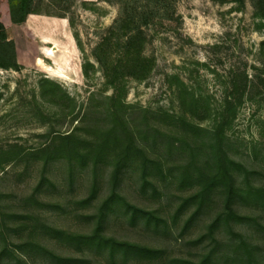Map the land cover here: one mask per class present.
Masks as SVG:
<instances>
[{
  "label": "rangeland",
  "instance_id": "obj_1",
  "mask_svg": "<svg viewBox=\"0 0 264 264\" xmlns=\"http://www.w3.org/2000/svg\"><path fill=\"white\" fill-rule=\"evenodd\" d=\"M44 2L40 14L8 30L20 69H0V148L4 150L34 154L51 144L54 135L68 134L82 125L77 122L84 111L101 110L104 98L113 93L105 86L92 52L118 17V7L103 0ZM177 14L179 22L148 31L151 43L145 54L155 58V67L145 81L126 84L124 101L136 109L178 113V102L167 80L175 75L218 106L221 82L231 69H245L253 75L254 67L259 66L264 29H258L247 0L244 5L237 0H177ZM86 62L94 67L88 78L82 70ZM42 79L59 84L75 99L76 113L81 112L76 120L62 117L57 108L41 101ZM260 92L255 102L240 108L229 135L236 159H248L256 162L257 168H264V156L255 160L251 153L253 145L264 148V87ZM182 158L175 155L169 164H184ZM42 170L43 160L38 155L18 158L0 170V253L4 247L10 251L0 258V264H240L234 253L239 241L236 237L221 228L215 233L216 245L206 236L208 226L222 209L218 198L186 227L195 206L180 207L195 189L179 187L178 181L171 179L158 182L156 191L150 186L143 188L136 170L126 173L119 192L130 204L154 212L164 223L156 227L141 215L133 220L130 211L116 205L104 222L102 234L161 250L158 257L135 253L124 257L119 251L111 257L107 248L79 246L57 238L49 229L92 234L99 207L111 190L112 167L107 163L97 171V194L89 202L84 201L91 194V164L71 176L66 160L53 161L44 174L46 181L36 190ZM262 173L259 182H264ZM233 230L247 236L248 243L256 248V261L264 264V231L243 225H235ZM210 255V261H204ZM67 259L72 262L64 261Z\"/></svg>",
  "mask_w": 264,
  "mask_h": 264
},
{
  "label": "trees",
  "instance_id": "obj_2",
  "mask_svg": "<svg viewBox=\"0 0 264 264\" xmlns=\"http://www.w3.org/2000/svg\"><path fill=\"white\" fill-rule=\"evenodd\" d=\"M66 1L50 0V3L62 4ZM103 1L118 7V17L96 45L92 55L112 95L104 98L101 110L86 109L77 122V125H82L75 126L68 134L54 135L51 144H46L34 154H24L21 149L0 148V170L18 158L40 156L43 160V177L36 189L39 190L46 181L44 174L51 162L66 160L71 176L77 169L91 164V194L84 201L89 202L97 194V171L110 163L111 190L99 207L97 226L92 234L84 236L49 230L57 238L79 246L107 248L111 257L116 251L124 257L135 253L156 258L162 253L161 250L120 242L102 234L104 222L116 205H123L130 211L133 220L141 215L147 223L154 222L156 227L164 223L154 212L135 207L121 195L119 188L126 173L139 171L142 187L150 186L154 191L158 182L169 179L178 181L179 187L190 186L195 189L180 207L182 210L188 205L195 206V211L186 221V227L213 203L214 198H218L222 209L208 226L206 236L217 245L216 231L226 229L239 240L234 253L240 264H259L255 259L256 248L248 243L245 234L235 233L233 228L243 225L250 230L257 227L264 231V182H259L264 168H257V163L248 159H236L232 153L234 141L229 132L240 108L246 103L255 102V96L262 94L264 42L260 44L259 66L254 67L253 75H249L245 69H231L221 82L222 98L218 106L213 105L210 97L203 95L197 87L175 75L167 80L178 102V113L170 114L161 110L152 113L149 109H136L124 101L126 84L129 81L141 83L151 75L155 58L145 54L151 43L148 31L158 26L164 27L165 23L179 22L177 0ZM237 1L244 5L245 0ZM247 1L253 9L258 29H264V0ZM44 3V0H0V69H20L16 63L14 42L8 38V30L13 25L26 23L31 15L40 14ZM93 68L89 62L82 66L86 78ZM39 97L43 103L57 108L62 117H70L74 121L80 116V109L76 113L75 99L51 80L39 81ZM251 150L255 160L258 155L264 156V148L259 150L257 145H253ZM175 155L183 157L184 164L170 165L169 160ZM7 252L10 251L4 247L0 258ZM210 257L204 261L209 262ZM54 258L61 261L60 258ZM64 261L72 262L71 259Z\"/></svg>",
  "mask_w": 264,
  "mask_h": 264
}]
</instances>
